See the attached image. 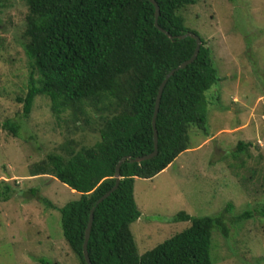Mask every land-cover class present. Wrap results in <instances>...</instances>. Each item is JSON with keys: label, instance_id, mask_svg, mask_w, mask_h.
Here are the masks:
<instances>
[{"label": "trees", "instance_id": "16d2710c", "mask_svg": "<svg viewBox=\"0 0 264 264\" xmlns=\"http://www.w3.org/2000/svg\"><path fill=\"white\" fill-rule=\"evenodd\" d=\"M155 1L162 29L174 37L190 32L186 14L198 0ZM25 2L28 13L20 45L31 73L27 90L15 97L23 106L22 118L28 119L37 97L44 96L58 126L73 133L89 129L99 136L92 145L66 139L59 152L29 166L30 177H54L80 194L61 208L48 199L41 200L59 210L65 240L79 264H87L83 245L95 206L88 242L92 264H214L213 232L229 238L226 213L232 206L215 217L179 213L169 221L190 222L191 226L142 256L131 231V225L142 217L135 198L136 180L156 177L191 149L192 126L209 135L206 93L219 76L206 40L193 32L202 41L197 59L176 71L164 88L156 121L157 156L139 163L126 161L116 191L96 205L114 188L116 166L122 158L153 153L152 120L160 85L171 70L193 56L196 40H171L159 30L150 0ZM1 48H6L3 40ZM2 127L14 137L20 136L21 126L13 119H7ZM250 146L238 143L233 158L240 166L245 165L241 155ZM5 189L10 190L8 185ZM259 214L264 217V205ZM252 215L246 211L237 222ZM40 261L47 264L45 259Z\"/></svg>", "mask_w": 264, "mask_h": 264}, {"label": "rangeland", "instance_id": "374dc122", "mask_svg": "<svg viewBox=\"0 0 264 264\" xmlns=\"http://www.w3.org/2000/svg\"><path fill=\"white\" fill-rule=\"evenodd\" d=\"M27 13L25 0H0V40L6 47L0 51V264H42L40 259L79 264L65 240L59 210L42 201L61 208L80 194L54 177H30L29 166L59 152L66 139L92 145L99 136L58 126L44 96L37 97L30 117L22 118L15 97L30 82L20 45ZM186 18L190 32L206 40L219 76L206 93L209 135L192 126L191 149L156 177L136 180L142 217L131 231L142 256L191 226L169 221L179 213L215 217L232 206L226 213L229 238L213 232L214 264H264L259 214L264 205V0H198ZM7 119L20 124L19 137L3 129ZM240 141L251 144L241 155L244 166L233 158ZM246 211L252 217L237 222Z\"/></svg>", "mask_w": 264, "mask_h": 264}, {"label": "water", "instance_id": "95a60500", "mask_svg": "<svg viewBox=\"0 0 264 264\" xmlns=\"http://www.w3.org/2000/svg\"><path fill=\"white\" fill-rule=\"evenodd\" d=\"M150 2L153 3V5L156 8V12H155V17H156L155 18V25H156V27L159 30H161L164 34H166L171 40H175V39L183 40V39H186V38H192V39L196 40V48H195L193 56L189 60H187L184 63H182L176 69L171 70V72H169L167 74L166 78L163 80L162 84L160 85V88H159V91H158V95H157V98H156L155 111H154L153 120H152V126H153V131H154V147H155L153 153H151L149 155L142 156V157H137V158H134V159H132L129 156H126V157L122 158L118 162V164L116 166V173H115L116 184H115L114 188L112 190H110L108 193H106L103 197H101L96 202V205L100 204L103 200H105L107 197H109L114 191H116V189L119 186L120 180H121V175H120L121 166L126 161H129L131 163H136V162L139 163V162H142V161H146V160L152 159L155 156H157V154H158V130H157V126H156V121H157V117H158V113H159V109H160V103H161V98H162V95H163L164 88H165L168 80L172 77V75L176 71L186 68L188 65L192 64L197 59V57H198V55L200 53L201 46H202L201 38L198 35H196L195 33H193V32H187L186 34H183L181 36L174 37L169 32H167L164 29H162L159 26V24H158V20H159V16H160V7H159L158 3L155 0H150ZM217 153L221 154L223 152L220 151V150H217ZM95 208H96V206L90 212L88 225H87V228H86V231H85V241H84V245H83V254H84V257H85V260H86L87 264H92L91 259L89 257V252H88V242H89L90 236H91V230H92V226H93Z\"/></svg>", "mask_w": 264, "mask_h": 264}]
</instances>
